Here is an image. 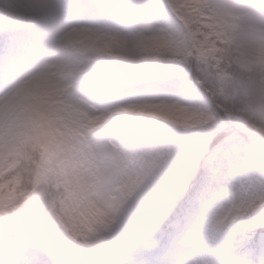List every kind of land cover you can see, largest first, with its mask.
I'll return each instance as SVG.
<instances>
[{
	"label": "snow or ice",
	"instance_id": "obj_1",
	"mask_svg": "<svg viewBox=\"0 0 264 264\" xmlns=\"http://www.w3.org/2000/svg\"><path fill=\"white\" fill-rule=\"evenodd\" d=\"M160 4L156 23L134 27L129 40L119 30L86 23L48 32L56 13L52 0H32L26 8L4 0L0 14L11 24L0 31V264H72L77 245L105 239L133 202L149 215L181 196L187 174L168 176L172 153L136 122L122 129L139 142L132 155L111 142L90 143V134L116 114L197 130L192 179L209 171L215 180L238 181L216 222L219 229L243 221L232 232L228 258L193 264H264V175L241 169L247 138L238 126L247 125V109L233 87L239 61L231 54L230 32L214 0ZM101 13L126 20L128 5L109 0ZM30 24L45 29L42 58L16 46V27ZM129 49L135 57L126 55ZM104 59L135 78L125 79L117 98L109 94L101 106L92 65ZM160 68L170 85L164 92L150 79ZM209 83L211 102L200 88Z\"/></svg>",
	"mask_w": 264,
	"mask_h": 264
},
{
	"label": "rangeland",
	"instance_id": "obj_2",
	"mask_svg": "<svg viewBox=\"0 0 264 264\" xmlns=\"http://www.w3.org/2000/svg\"><path fill=\"white\" fill-rule=\"evenodd\" d=\"M15 6L24 8L19 0H10ZM56 6V13L49 17L45 26L48 32L59 30L64 25L76 24L74 18L84 13L90 14L88 24L104 30H119L129 35H135V28L125 19L101 13V6L109 0H52ZM119 4L120 0H110ZM4 4V0H3ZM62 13V15L60 14ZM64 14V15H63ZM64 17V18H62ZM66 19V20H64ZM8 18L0 14V31L10 27ZM38 34V37H37ZM15 43L21 50H31L41 54L46 51L47 39L45 29L39 25L30 24L17 26L15 29ZM161 63H167L162 61ZM93 70L97 73L101 106L104 98L109 94L115 100L116 92L125 79L135 78L116 63L104 59L95 62ZM154 89L164 92L169 88L164 69L160 68L151 76ZM199 84V81H197ZM238 87V85H233ZM202 98L209 100L212 96L213 84L200 85ZM128 122H136L140 127L148 130H158L165 137L171 135L165 147L156 146L170 151L172 156L168 164V176L174 177L177 173H185L191 161L190 147L194 141L201 140V134L195 129L169 125L166 122H156L150 117H133L116 114L105 125L90 134V143L105 145L114 143L126 154H134L139 142L129 139L122 129ZM194 138L192 142L189 138ZM246 149H242V173H251L254 170L251 160V139L246 140ZM105 166H110L108 160ZM208 187L203 191L198 206L185 210L184 214L172 222V231L167 234L166 243L158 242L161 221L169 214L170 207L146 215L137 202L123 209L116 223L105 232V239L97 240L92 245H77L78 255L71 257L72 264H193L198 261H224L228 258L227 245L235 225H225L217 228V218L222 209L235 197L233 193L239 189L236 180L221 182L212 178L209 171H205ZM187 187L185 185L184 190ZM243 224V221L237 223Z\"/></svg>",
	"mask_w": 264,
	"mask_h": 264
},
{
	"label": "clouds",
	"instance_id": "obj_3",
	"mask_svg": "<svg viewBox=\"0 0 264 264\" xmlns=\"http://www.w3.org/2000/svg\"><path fill=\"white\" fill-rule=\"evenodd\" d=\"M128 5L126 21L133 27L150 28L161 12L160 0H122ZM232 37L231 54L236 68L240 99L247 111L254 170L264 175V0H214ZM136 5L133 7V5ZM3 0H0V7ZM124 33V32H123ZM129 40L133 35L124 33ZM135 57L136 52L127 50Z\"/></svg>",
	"mask_w": 264,
	"mask_h": 264
},
{
	"label": "trees",
	"instance_id": "obj_4",
	"mask_svg": "<svg viewBox=\"0 0 264 264\" xmlns=\"http://www.w3.org/2000/svg\"><path fill=\"white\" fill-rule=\"evenodd\" d=\"M213 99L214 98L211 96V98L208 101L211 102ZM238 127L242 132H244L247 139H251L247 125L240 124ZM145 130L155 135L156 142L160 147H165L167 140L171 138L170 134L169 136L165 135V137H163L158 130H148V129ZM189 138L191 139L192 142L194 141V138L190 136ZM149 140H151V136H149ZM198 144L199 143L194 141L190 147L191 161L189 163V166L185 170V173L187 174V187L183 191L181 196L175 200L168 216L161 223L160 230L158 231L159 232L158 239H160L161 241L165 239V235L167 234V232L171 230L172 228L171 222L173 220L179 219L182 216L185 209L199 205L198 198L203 194V191L209 185L207 178L205 177V171L202 174H200L197 180L192 179L193 175H196V173L193 170L196 167V159H197L196 147ZM36 200L37 201L40 200L39 194L36 195ZM242 226L243 224H236L233 231L239 230Z\"/></svg>",
	"mask_w": 264,
	"mask_h": 264
},
{
	"label": "bare ground",
	"instance_id": "obj_5",
	"mask_svg": "<svg viewBox=\"0 0 264 264\" xmlns=\"http://www.w3.org/2000/svg\"><path fill=\"white\" fill-rule=\"evenodd\" d=\"M19 3H21L23 5L24 8H26L27 6H29L32 3V0H19ZM62 15V13H60ZM64 15V14H63ZM64 18V17H62ZM66 20V19H64ZM76 24H82V23H86L88 24V22L91 20L90 14L88 13H84V15H82L81 17H75L74 18ZM38 37V34H37Z\"/></svg>",
	"mask_w": 264,
	"mask_h": 264
}]
</instances>
